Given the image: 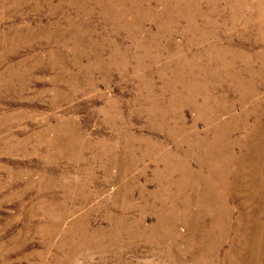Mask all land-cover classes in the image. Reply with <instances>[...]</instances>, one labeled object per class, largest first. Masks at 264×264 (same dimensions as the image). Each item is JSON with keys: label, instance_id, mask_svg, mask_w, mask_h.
Listing matches in <instances>:
<instances>
[{"label": "rangeland", "instance_id": "374dc122", "mask_svg": "<svg viewBox=\"0 0 264 264\" xmlns=\"http://www.w3.org/2000/svg\"><path fill=\"white\" fill-rule=\"evenodd\" d=\"M191 1L0 0V264H245L204 240L192 204L207 193L234 215L244 194L191 145L240 115L211 109L264 97V0ZM135 221L147 239H127Z\"/></svg>", "mask_w": 264, "mask_h": 264}, {"label": "bare ground", "instance_id": "6f19581e", "mask_svg": "<svg viewBox=\"0 0 264 264\" xmlns=\"http://www.w3.org/2000/svg\"><path fill=\"white\" fill-rule=\"evenodd\" d=\"M185 1H187L189 4L192 3L191 0ZM237 1L240 2V0ZM172 3L173 7L176 6L175 0H172ZM186 6H188L187 3H185V6L180 7L185 8ZM250 9L253 8L251 7ZM220 49L213 56H215V60L221 59L220 61L221 65L223 63V71L226 73L227 70L228 72L227 75L225 73L223 74L224 79L220 82V85L225 87L224 90L222 89L224 96L231 97L233 96L234 91L239 89L236 86L240 83L239 77H241V75L237 73L236 70L234 71L232 69L230 61L227 60H232L238 55L235 53V55L229 58V55H227L228 48L226 49L223 46V49ZM210 61L214 63L213 59ZM210 61L207 62V69L211 65ZM262 63H264V61ZM260 70L261 69H259V71ZM255 71H250V73L247 74L248 77L246 79L254 77V74H256ZM259 71H257V73ZM216 77L217 72H215V80L217 79ZM216 83L217 82H215L213 85H210L212 90L216 89L217 86L219 87V84L216 85ZM239 91V94H241L240 89ZM215 92L216 90L214 93ZM250 98H254V103L253 105H251V103L250 105L247 104V107H244L245 104L243 99H239V101L236 102L228 100L223 106L214 110L211 109V111H214L213 113L210 111L212 121H216V118L220 113L227 114V112L235 110L236 107H239L238 109L240 110L238 113L240 115L236 116V118L231 115L226 119V121L221 123L219 122V126L221 128L220 130L224 128V135L221 136L217 130L214 132V141L210 144L208 150L209 152L207 150L205 152L202 151V148L200 150V140L193 141L191 145L192 150L196 152L199 150L201 155L205 154L208 167L209 169H212V172H215L218 176V170L221 172L220 179L222 180L220 182L227 187L225 190L226 192L233 193V190L238 188L237 191L239 194H244L242 198L236 196L235 194L232 196L231 202H235L234 205H232L234 215H231L230 209L226 205L227 201H230L229 199L226 200L224 198L225 200H217V198L214 199L207 193L206 197H203V203H200V200H194L192 204L195 207V211L197 210L194 215L195 218H197V220L200 218L202 219V217L205 218V220L202 221L205 224V228L203 227L204 240L207 239L210 243H212V241H216L215 243H212L214 244V248H218L220 244L228 247V254H236L235 256L237 258L239 257L238 259H240V262L242 261L245 264H264V124H262L264 121V113L260 114L264 112V97L256 95V97L251 96ZM247 102L249 103V101ZM255 112H260L259 126H255L256 132L253 134V136H250L246 133L247 135L244 141H242L241 139H243L242 137L247 129L246 126H248L249 122L254 118L253 113ZM239 120L241 121L239 122ZM231 128L234 132L230 131ZM231 132H233V134H230ZM214 176L215 175L213 173L207 176L208 182L211 185H209L208 190L213 189L214 185L217 184V179H214ZM194 216H192V220L194 222L193 225H195L192 228L194 229L193 232L196 231L197 225L199 223L197 222V225L195 224L196 219ZM231 220H234V224L232 226ZM135 222V225H133L134 234H129L127 239L132 240L133 238H131V235L134 237V235L140 230L143 234V238L147 239L143 231L144 229H142V223L140 221ZM154 225L155 226L153 227L147 228L153 231L160 229L158 221ZM191 246H194L193 249L201 250L200 252L203 250V245L197 240H192ZM210 249L211 248H207V251Z\"/></svg>", "mask_w": 264, "mask_h": 264}]
</instances>
